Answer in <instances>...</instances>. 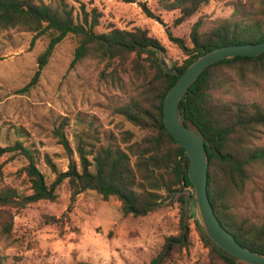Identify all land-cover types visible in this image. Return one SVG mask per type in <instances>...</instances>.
Masks as SVG:
<instances>
[{"label":"trees","instance_id":"16d2710c","mask_svg":"<svg viewBox=\"0 0 264 264\" xmlns=\"http://www.w3.org/2000/svg\"><path fill=\"white\" fill-rule=\"evenodd\" d=\"M135 3L136 0H118ZM212 0H159L168 12H178L181 24L201 12ZM149 18H158L146 2H139ZM230 17L216 20L205 28L198 20L190 35L191 46L183 38L168 32L169 40L187 53L188 59L175 68L179 74L204 52L239 44L264 42V0H236ZM101 14L81 6L75 14L67 0L50 3L34 0H0V33L22 30L34 35L31 45L42 37L49 38L47 48L38 57L35 75L26 87L38 84L56 47L66 37L77 38L71 67L87 59L102 66L100 79L124 99L112 106L114 114L130 123L134 130L104 132L95 119H84V127L73 132L74 146L65 133L69 123L54 131L69 160L68 170L60 171L46 155L45 162L55 174L48 184L37 164L34 150L16 142L0 146V158L17 152L27 160L22 169L30 194L11 185L0 184V239L10 241L15 217L21 210L41 201L56 202L66 187L71 204L61 218H49V224L69 221V213L79 195L95 191L104 201L115 197L125 216L143 217L156 211V206L170 198L174 191L192 187L188 178L189 161L184 148L172 137L164 123V102L180 76L167 74L159 65L156 52L149 46L166 49L145 29L133 31L115 27L99 33ZM3 58L0 56V61ZM227 87V89H225ZM225 90L229 97L215 96ZM183 124L191 120L202 134L208 152V194L221 224L244 248L264 253V219L252 220L234 209L235 201L245 194L259 167H264V54L239 56L208 67L192 84L179 107ZM3 171L0 167V182ZM185 180V185L182 181ZM184 197L180 203L184 204ZM211 260L218 264H240L219 253L196 225ZM180 233L165 239L161 251L150 264H177L178 257L190 248V228L184 210ZM0 264H9L0 254ZM89 264V263H77Z\"/></svg>","mask_w":264,"mask_h":264},{"label":"rangeland","instance_id":"374dc122","mask_svg":"<svg viewBox=\"0 0 264 264\" xmlns=\"http://www.w3.org/2000/svg\"><path fill=\"white\" fill-rule=\"evenodd\" d=\"M34 1L50 3L52 0ZM67 1L77 16L82 5L87 11L96 8L101 14L100 26L96 28L99 33L108 32L112 27L147 30L166 49L168 60L176 67L183 65L188 55L169 40L168 32L185 39L191 46L193 25L201 19L208 28L214 21L230 17L236 0H212L196 16L181 24H176L178 12L165 11L159 0ZM139 2H146L158 18H149ZM33 38L32 33L17 29L0 33L3 58L0 61V146L6 148L21 142L34 150L38 167L50 185L55 174L45 162L46 155L60 171L68 170L67 153L54 135L61 124L69 123L65 133L73 146V132L83 129L84 119L97 120L104 132L135 128L112 111V106L124 98L100 79L102 66L98 62L87 59L71 67L77 46L73 35L57 45L38 84L26 90L37 70L38 57L49 44V38L42 36L31 45ZM225 92L215 91V96L229 97ZM26 165L23 155L6 153L0 158L3 171L0 184L30 194V184L21 173ZM59 193L56 202L31 204L16 215L12 239H0V254L8 258L9 264H150L165 239L181 232L184 204L180 200L146 216L133 217L122 213L117 198L104 201L95 191H86L77 197L69 221L49 224V218H61L71 204L65 186ZM234 209L243 217L264 219V167H259L245 194L235 201ZM185 221L191 230V244L178 257L177 264H218L211 260L210 249L202 241L194 218L189 216Z\"/></svg>","mask_w":264,"mask_h":264},{"label":"water","instance_id":"95a60500","mask_svg":"<svg viewBox=\"0 0 264 264\" xmlns=\"http://www.w3.org/2000/svg\"><path fill=\"white\" fill-rule=\"evenodd\" d=\"M146 50H153L159 59V65L167 74L180 76L177 83L168 92L164 102V123L172 137L184 148L189 161L188 178L192 187L185 185L183 190L174 191L170 198L156 206L163 208L184 197L185 220L191 216L196 221L205 238L211 242L216 250L232 261L240 264H264V253H255L244 248L218 219L208 194V152L207 144L200 129L187 120L183 124L179 118L181 100L189 88L211 65L223 60L244 57H257L264 54V42L258 44H239L216 48L204 52L194 61L183 74H179L163 49L149 46Z\"/></svg>","mask_w":264,"mask_h":264}]
</instances>
